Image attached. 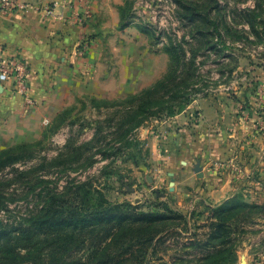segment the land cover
<instances>
[{
    "label": "rangeland",
    "instance_id": "obj_1",
    "mask_svg": "<svg viewBox=\"0 0 264 264\" xmlns=\"http://www.w3.org/2000/svg\"><path fill=\"white\" fill-rule=\"evenodd\" d=\"M109 2H100L103 24L85 46L93 52L70 103L37 132L24 121L21 136L35 143L34 157L0 173L12 180L0 220L25 222L55 193L59 204L86 205V192L98 188L104 196L92 194V205L106 199L176 215L166 223L176 231L141 264H198L213 257L202 247L211 221L238 201L262 208L240 207L229 236L213 243L232 238L234 264H264V0ZM174 54L185 79L180 95L189 99L173 110L147 114L148 106L133 105L128 113L130 96L161 79ZM173 95L160 105L176 101ZM1 139L0 152L23 143ZM68 141H93L92 161L60 167L55 159Z\"/></svg>",
    "mask_w": 264,
    "mask_h": 264
},
{
    "label": "trees",
    "instance_id": "obj_2",
    "mask_svg": "<svg viewBox=\"0 0 264 264\" xmlns=\"http://www.w3.org/2000/svg\"><path fill=\"white\" fill-rule=\"evenodd\" d=\"M178 60L174 54L168 72L161 79L130 96L127 100L131 103L128 113L133 105L148 106L147 114L164 107L173 110L184 105L189 97L180 95L181 84L185 79L180 77V67H175ZM172 92L176 101L160 105V101H166ZM65 112L66 110L61 112L60 116ZM144 120L140 119L139 122ZM92 143L93 141L77 144L68 141L55 161L60 167L63 164L71 168L80 167L85 161H92V156L86 155L92 148ZM34 145L35 143L23 142L2 150L0 173L19 161L34 157V151L30 150ZM29 171H19L18 175H27ZM11 182L9 178L0 177V210L7 206L6 194ZM81 186L73 192H79ZM92 194L104 196L102 190L93 188L86 192V205L76 206L75 203H70L67 207L68 203L65 201L57 203L61 199H57L55 193L47 197L46 206L40 213L31 214L25 222L9 226L0 220V264H141L150 252L161 249L165 244V237L176 231L177 226L166 224L177 218L176 215L123 209L121 206L112 205L106 199H103L101 206L92 205ZM243 206L262 208L261 205L234 201L230 207L218 211L219 216L217 220L211 221L208 239L202 245L207 252L206 256L213 257L198 264L235 263L234 248L230 247L232 238L219 244L213 242L223 240L224 234L229 236L233 224L231 220L241 214L235 211L239 212ZM83 209L89 212L81 215ZM211 243L213 244L210 245ZM226 249L230 250L229 255L221 259L214 258Z\"/></svg>",
    "mask_w": 264,
    "mask_h": 264
},
{
    "label": "crops",
    "instance_id": "obj_3",
    "mask_svg": "<svg viewBox=\"0 0 264 264\" xmlns=\"http://www.w3.org/2000/svg\"><path fill=\"white\" fill-rule=\"evenodd\" d=\"M21 1L56 6L53 16L36 9L0 13V46L18 54L30 69L28 97L13 93L11 82L0 84V141L9 134L12 143L28 141L21 136L24 121L30 119L32 126H25L30 133L37 132L42 121L54 118L70 103L72 84L82 80L85 56L93 52L89 48L85 54V46L103 24L101 0ZM104 1V7H112Z\"/></svg>",
    "mask_w": 264,
    "mask_h": 264
},
{
    "label": "built area",
    "instance_id": "obj_4",
    "mask_svg": "<svg viewBox=\"0 0 264 264\" xmlns=\"http://www.w3.org/2000/svg\"><path fill=\"white\" fill-rule=\"evenodd\" d=\"M55 6L49 3L36 6L21 0H0V13L7 15L36 9L45 16H53ZM29 76L28 64L18 54H10L5 47L0 46V84L5 86L11 82L13 93L28 97Z\"/></svg>",
    "mask_w": 264,
    "mask_h": 264
},
{
    "label": "water",
    "instance_id": "obj_5",
    "mask_svg": "<svg viewBox=\"0 0 264 264\" xmlns=\"http://www.w3.org/2000/svg\"><path fill=\"white\" fill-rule=\"evenodd\" d=\"M196 171L200 173V176H203L202 166L200 164H197Z\"/></svg>",
    "mask_w": 264,
    "mask_h": 264
}]
</instances>
